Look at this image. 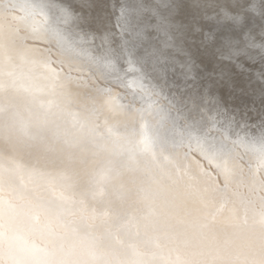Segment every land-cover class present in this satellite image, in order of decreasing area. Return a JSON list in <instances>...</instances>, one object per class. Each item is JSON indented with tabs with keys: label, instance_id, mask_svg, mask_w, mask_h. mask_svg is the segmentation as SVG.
<instances>
[{
	"label": "clouds",
	"instance_id": "9594fccd",
	"mask_svg": "<svg viewBox=\"0 0 264 264\" xmlns=\"http://www.w3.org/2000/svg\"><path fill=\"white\" fill-rule=\"evenodd\" d=\"M234 15L264 50V0ZM0 19V264H157V233L264 264V112L251 123L217 93L224 128L166 102L142 22L99 31L73 0H0Z\"/></svg>",
	"mask_w": 264,
	"mask_h": 264
},
{
	"label": "bare ground",
	"instance_id": "6f19581e",
	"mask_svg": "<svg viewBox=\"0 0 264 264\" xmlns=\"http://www.w3.org/2000/svg\"><path fill=\"white\" fill-rule=\"evenodd\" d=\"M73 3L85 12L88 23L99 31L107 32L109 27L112 31H116L117 28L127 29L130 26L137 27L138 22L143 23V27L137 28V31L140 38H143L145 33L149 38L148 50L156 64L158 81L164 89V98L175 108L191 106L195 101L201 109L206 110L203 115L210 123L228 128L233 122V116L225 114L218 107L216 101V94L222 93L230 105L239 109L241 114L246 113L251 123L259 125L261 113L264 112V85H260L259 73L262 69L264 70V67L252 71L255 78L253 81L244 82L237 88H233L229 84H218L216 79L210 78L214 77L211 72L199 71L195 64L180 61L178 57L163 50L167 46V38L162 37V32H159L158 38L150 33L147 25L149 22L145 21V16L135 1L73 0ZM152 19L158 27L156 19L160 20V17L154 16ZM4 24L3 19H0V29L4 27ZM209 83L214 85L213 91L208 90ZM3 193L4 186L0 183V245L4 239L6 210ZM19 218V211L9 204L7 207L9 225H14ZM163 238V233H157L153 238V246L158 253L157 264H216V258L211 253L204 251H193L190 255L185 256L177 249H163L160 246ZM2 259V252H0V262Z\"/></svg>",
	"mask_w": 264,
	"mask_h": 264
},
{
	"label": "water",
	"instance_id": "95a60500",
	"mask_svg": "<svg viewBox=\"0 0 264 264\" xmlns=\"http://www.w3.org/2000/svg\"><path fill=\"white\" fill-rule=\"evenodd\" d=\"M132 1L149 22L150 33L157 37L162 32L167 38L163 50L199 71L211 72L218 84L237 88L250 83L255 79L252 71L264 65L259 22L245 28L234 15L240 0ZM154 16L160 17L158 27Z\"/></svg>",
	"mask_w": 264,
	"mask_h": 264
}]
</instances>
